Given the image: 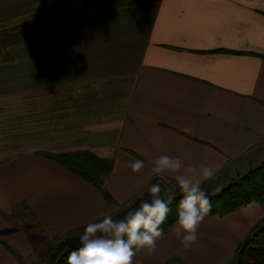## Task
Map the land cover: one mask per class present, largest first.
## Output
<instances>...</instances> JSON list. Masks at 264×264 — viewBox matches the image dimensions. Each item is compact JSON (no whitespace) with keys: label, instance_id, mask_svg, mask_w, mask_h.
<instances>
[{"label":"crops","instance_id":"crops-1","mask_svg":"<svg viewBox=\"0 0 264 264\" xmlns=\"http://www.w3.org/2000/svg\"><path fill=\"white\" fill-rule=\"evenodd\" d=\"M53 2L0 0V32ZM47 35L3 42L0 264L43 262L60 241L129 208L151 185L178 186L179 173L152 172L160 155L216 166L213 179L201 178L213 196L264 163V0H159ZM79 152L112 163V203L43 157ZM136 159L146 166L133 173ZM263 218L264 199L205 216L189 249L174 223L133 264H227Z\"/></svg>","mask_w":264,"mask_h":264},{"label":"clouds","instance_id":"clouds-1","mask_svg":"<svg viewBox=\"0 0 264 264\" xmlns=\"http://www.w3.org/2000/svg\"><path fill=\"white\" fill-rule=\"evenodd\" d=\"M150 163L154 174L179 173L175 175V181L182 198L178 202L173 233L181 246L189 249L198 243V229L212 208L201 188V178L213 179L216 166H185L179 157L169 155H160ZM145 166L139 159L129 165L133 173L140 172ZM101 179L108 183L103 177ZM148 193L149 199H142L137 207L122 216L105 215L98 221L89 222L80 237V246L68 253L66 264H133L139 251L154 252L157 241L164 234L162 225L171 211L169 205L174 197L165 198L159 183L151 185Z\"/></svg>","mask_w":264,"mask_h":264},{"label":"trees","instance_id":"trees-1","mask_svg":"<svg viewBox=\"0 0 264 264\" xmlns=\"http://www.w3.org/2000/svg\"><path fill=\"white\" fill-rule=\"evenodd\" d=\"M107 7H100L89 0H54L49 9L26 24L13 29L0 32V58L2 55L3 42L8 36H17L19 42H35L47 40L48 31L70 24L73 21L87 19L115 10L121 7L133 6L145 3H154L159 0H105ZM43 157L50 162L82 177L86 182L93 185L102 195L103 199L112 203L113 200L107 190V184L112 170V163L102 160L91 153L79 152L74 154L48 155ZM174 200L169 205L171 211L163 229L173 225L177 218L178 202L182 198L179 189L171 192ZM211 201V211L206 216L226 215L239 207L254 201L264 199V163L257 169L237 177L233 183L221 191L218 195H207ZM73 249H65L53 264H66V258ZM18 264H23L19 262ZM174 264H181L175 262ZM227 264H264V218L261 219L243 240L238 242L232 260Z\"/></svg>","mask_w":264,"mask_h":264},{"label":"water","instance_id":"water-1","mask_svg":"<svg viewBox=\"0 0 264 264\" xmlns=\"http://www.w3.org/2000/svg\"><path fill=\"white\" fill-rule=\"evenodd\" d=\"M148 190H147V192L145 193V194H143L142 196H140L139 198H137L133 203H132V205L129 207V208H127V209H125V210H123V211H121V212H119V213H117V214H115V215H113V217L115 218V217H119V216H122V215H124L128 210H130L131 208H134V207H137L138 206V204H139V202L143 199V200H147V199H149V197H148ZM80 237H72V238H69V239H65V240H62V241H60L58 244H57V247H56V249L54 250V252L51 254V259H52V261H55L56 259H57V257L60 255V253L62 252V250L65 248V247H68L69 249H76V248H78L79 246H80Z\"/></svg>","mask_w":264,"mask_h":264},{"label":"rangeland","instance_id":"rangeland-1","mask_svg":"<svg viewBox=\"0 0 264 264\" xmlns=\"http://www.w3.org/2000/svg\"><path fill=\"white\" fill-rule=\"evenodd\" d=\"M89 1H92V2H94L95 4H97L98 6H100V7H105L108 3L105 1V0H89ZM234 182V181H233ZM232 182V183H233ZM231 184V183H230ZM229 184V185H230ZM228 185V186H229ZM227 186V187H228ZM177 189H179L178 188V186H175V185H169L167 188H165V189H163V192H164V197L165 198H168L170 195H171V192L172 191H174V190H177ZM207 195H210V194H208V193H206ZM211 196H213V195H211ZM57 247V246H56ZM56 248H53V252H54V250H55ZM65 249H69L68 247H65L63 250H65ZM62 250V251H63ZM53 252H51V254L53 253ZM50 253V252H49ZM51 254H48L47 255V258H46V260H44L43 262H38V263H36V264H53L55 261H52V259H51ZM58 258V257H57Z\"/></svg>","mask_w":264,"mask_h":264}]
</instances>
